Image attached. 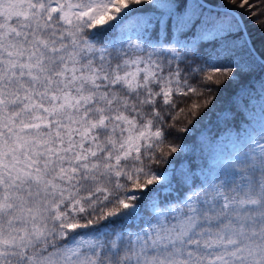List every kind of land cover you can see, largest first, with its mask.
Returning <instances> with one entry per match:
<instances>
[{
    "label": "snow or ice",
    "instance_id": "6c2138e0",
    "mask_svg": "<svg viewBox=\"0 0 264 264\" xmlns=\"http://www.w3.org/2000/svg\"><path fill=\"white\" fill-rule=\"evenodd\" d=\"M252 29L264 0H0V264H264Z\"/></svg>",
    "mask_w": 264,
    "mask_h": 264
},
{
    "label": "trees",
    "instance_id": "16d2710c",
    "mask_svg": "<svg viewBox=\"0 0 264 264\" xmlns=\"http://www.w3.org/2000/svg\"><path fill=\"white\" fill-rule=\"evenodd\" d=\"M250 39L256 44L257 47L261 46V42L264 41V35L261 34L259 30L252 29ZM231 90L226 89L220 96V99L217 101L218 107H227L230 101ZM214 120V117H212ZM207 122V121H206Z\"/></svg>",
    "mask_w": 264,
    "mask_h": 264
}]
</instances>
